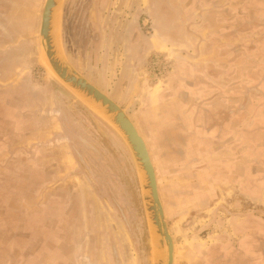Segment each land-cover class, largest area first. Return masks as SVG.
<instances>
[{
    "label": "rangeland",
    "instance_id": "374dc122",
    "mask_svg": "<svg viewBox=\"0 0 264 264\" xmlns=\"http://www.w3.org/2000/svg\"><path fill=\"white\" fill-rule=\"evenodd\" d=\"M2 1L20 59L0 80V215L22 264H153L130 147L43 59L46 0ZM178 4L185 29L163 36L156 0H62L57 44L145 140L175 264H264V0Z\"/></svg>",
    "mask_w": 264,
    "mask_h": 264
},
{
    "label": "water",
    "instance_id": "95a60500",
    "mask_svg": "<svg viewBox=\"0 0 264 264\" xmlns=\"http://www.w3.org/2000/svg\"><path fill=\"white\" fill-rule=\"evenodd\" d=\"M62 0H46L39 32V46L50 70L76 95L98 109L130 147L143 175L144 202L154 239L153 264H175V244L160 198L156 170L147 144L126 112L109 96L75 71L58 47V21Z\"/></svg>",
    "mask_w": 264,
    "mask_h": 264
},
{
    "label": "crops",
    "instance_id": "0c3cea01",
    "mask_svg": "<svg viewBox=\"0 0 264 264\" xmlns=\"http://www.w3.org/2000/svg\"><path fill=\"white\" fill-rule=\"evenodd\" d=\"M156 3L158 6L157 12H160L161 10L160 8H162L163 10L161 11V14L162 13H165V14L167 13L168 15H170V13L173 14V20L168 21V20H165V17H164L163 26L165 30H164L163 36L164 35L168 36V34H170V32L172 33L173 30L181 31L185 29L186 22L183 19V17H181L180 12L182 10H181V5L178 4V0H156ZM12 12H13V15L9 17L10 22H12L13 27H16L17 24L20 27L21 17L15 13L16 5L14 6V9ZM2 14H4V17H5V2L0 0V15ZM177 17L178 19H176ZM159 21H160V17H159ZM11 41H10L11 43L5 42V41L3 42L0 39V80H3L6 76H9L13 71L12 69H9L8 71L7 65H11V64L15 65L16 62L19 61L18 59H20L19 55H17L16 53V49L13 48V46L17 44L14 37L11 39ZM7 46H9L10 48L9 50L10 53L8 55L5 52L7 49H9ZM187 58L189 57L187 56ZM211 58H213L212 55H211ZM196 59H199L198 56ZM182 60H186V59H182ZM0 91H3L4 93L6 91L8 92V94H10V96H12V94L15 91V88H6L3 90L2 87L0 86ZM194 96H195L194 91L192 89L191 95L189 96L187 103H186L190 107H192L193 103L196 102V98H194ZM195 105H197V103ZM11 106H13V104H11ZM205 106H209V104L206 103ZM12 109H14V107ZM27 202H30V201L28 200ZM6 221L7 219H6L5 214L0 215V264H22V258H21V247L22 246L21 245L23 241L20 235H18V233L20 232H16L17 231L16 227L18 226L17 217L13 218V224L9 222L6 223ZM6 257L9 259H7ZM26 263L28 264L38 263L37 257L34 258V260H33V257H30Z\"/></svg>",
    "mask_w": 264,
    "mask_h": 264
}]
</instances>
